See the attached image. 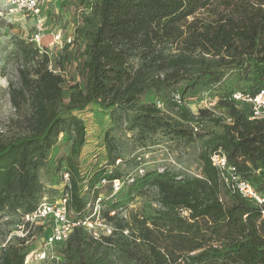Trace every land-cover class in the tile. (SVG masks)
I'll return each instance as SVG.
<instances>
[{
	"label": "trees",
	"instance_id": "trees-1",
	"mask_svg": "<svg viewBox=\"0 0 264 264\" xmlns=\"http://www.w3.org/2000/svg\"><path fill=\"white\" fill-rule=\"evenodd\" d=\"M213 2L227 4L216 20L197 17ZM81 40L83 47H77ZM13 43L23 63L21 85L10 83L9 93L22 118L15 134L0 137V211L23 216L39 206L44 193L40 171L51 149L64 133L73 138L71 153L77 155L86 127L75 112L99 104L125 112L129 129L141 136L163 132L171 139L202 138L203 168L200 176L145 168L120 191L102 197L101 179H121L122 173L102 167L81 175L69 158L70 218L89 217L100 197L107 206L102 217L116 220L111 235L88 243L83 225L74 227L66 243L82 257L80 264H107L110 254L136 264H264L260 206L235 191L211 161L221 148L236 174L264 195V118H252L251 104L232 97L235 91L256 94L264 89V0L233 5L232 0H91V12L73 41L77 48L67 54L71 45L63 47L62 57L75 61L79 77L71 80L67 100L62 60L53 61L48 51L26 38L14 36ZM214 88L226 113H194L186 99ZM163 90L173 94L175 116L156 103L141 102L142 95ZM206 119L217 129L200 133L195 128ZM84 181L92 202L82 192ZM152 186L161 209L151 225L126 234L128 223L117 219L118 214ZM23 249L5 246L0 264H25L28 253Z\"/></svg>",
	"mask_w": 264,
	"mask_h": 264
},
{
	"label": "rangeland",
	"instance_id": "rangeland-1",
	"mask_svg": "<svg viewBox=\"0 0 264 264\" xmlns=\"http://www.w3.org/2000/svg\"><path fill=\"white\" fill-rule=\"evenodd\" d=\"M236 1L239 0H232V5ZM226 7L225 3L213 2L201 9L197 17L206 22L214 21ZM90 12L91 0H50L48 8L43 13L46 28L40 49L48 51L53 61L62 60L64 67L61 72L65 79L66 100L71 90V80L79 79L76 74V63L67 60V57H62L65 54L64 48L54 44L51 47L47 45L52 40L51 33L55 31H61L65 37H72L74 41L78 27ZM34 30L32 17L20 12H10L6 0H0V137L2 138L15 134L19 119L22 118L12 105L9 93L10 83L21 85L19 66L23 63V60L16 55L13 37L27 38ZM84 41L81 40L78 46L71 45L66 53L74 51L77 47H83ZM216 93L214 88L207 94L188 97L186 101L196 114L200 109H209L214 115L222 116L227 108L219 105ZM172 96L169 90L149 92L141 96V102L157 104V101H161L162 105L158 107L175 116ZM75 114L83 119L86 127V140L79 153L72 155L73 138L61 133L50 151L46 165L40 171L44 187L43 197L50 201H56L66 193L68 181L64 172L68 170L69 158L77 162L81 175H91L97 169L104 167L109 171L121 172L125 182L131 181L133 176L142 173L145 168L169 170L186 176L202 174L203 162L200 155L203 139L200 137L171 139L163 132L141 136L136 130L129 129L125 112L113 108L103 109L99 104H91L86 110L76 111ZM197 128L200 133L217 129L208 119L197 125ZM109 183L99 186L100 196L106 197L113 192ZM87 191V184L84 181L82 192L92 202L91 195ZM157 197L156 187H148L144 192L136 194L134 200L120 211L117 219L124 218L128 223L126 234L138 233L144 225H151L153 216L161 209ZM87 205L90 207L91 203ZM106 207L98 197L93 213L89 216L92 224L82 227L81 233L85 237L83 239H86L85 242L114 232L116 220L102 217ZM52 223V218H46L29 227L24 223L20 212L11 209L0 211V254L5 246L15 244L23 246V251L28 253L26 255L28 263L25 264H80L82 257L67 249L66 242L71 234L62 243L52 245L47 243ZM43 250L46 252L45 256L38 257V252ZM87 253L84 251L83 257ZM107 259V264H136L134 260L119 254H110Z\"/></svg>",
	"mask_w": 264,
	"mask_h": 264
},
{
	"label": "built area",
	"instance_id": "built-area-1",
	"mask_svg": "<svg viewBox=\"0 0 264 264\" xmlns=\"http://www.w3.org/2000/svg\"><path fill=\"white\" fill-rule=\"evenodd\" d=\"M49 2L50 0H6L10 12H20L23 15L30 16L34 19L35 30L26 39L35 43L39 48H41V42L45 37L46 20L43 13L48 8ZM51 34L52 40L47 46L51 47L54 44L63 48L65 45H73V38L65 37L61 31H55ZM232 97L237 101L251 104L253 112L252 118H264V89H261L256 94L235 91L233 92ZM161 105V101H157V106ZM195 129L198 130L197 127ZM211 161L212 164L220 170L222 175L226 176V180L231 184L235 191L245 198L254 200L260 206L262 216L264 217V195L257 191L250 181L241 179L236 174L235 167L229 165L227 157L221 148L211 154ZM64 176L69 182V172H64ZM107 182L111 183L114 193L120 191L125 184L123 178H115L112 180L102 178L98 187ZM67 201L68 193H65L64 196L56 201H50L46 197H43L41 203L34 211L26 213L21 217L24 223L29 227H32L39 220L52 218L53 223L51 232L47 238V243L52 245L65 241L75 226L92 224L90 217H87L84 220L71 219L68 214ZM115 212L116 211L114 210L111 214L113 215ZM45 254L46 252L43 250L38 252L37 256L44 257ZM25 262L28 263L26 259Z\"/></svg>",
	"mask_w": 264,
	"mask_h": 264
}]
</instances>
